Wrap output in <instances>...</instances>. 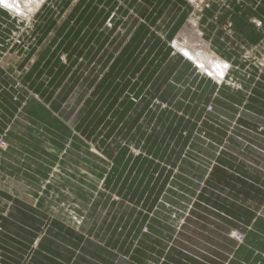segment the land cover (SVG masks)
Wrapping results in <instances>:
<instances>
[{"label":"rangeland","instance_id":"374dc122","mask_svg":"<svg viewBox=\"0 0 264 264\" xmlns=\"http://www.w3.org/2000/svg\"><path fill=\"white\" fill-rule=\"evenodd\" d=\"M33 12L0 10V264H264V0Z\"/></svg>","mask_w":264,"mask_h":264},{"label":"bare ground","instance_id":"6f19581e","mask_svg":"<svg viewBox=\"0 0 264 264\" xmlns=\"http://www.w3.org/2000/svg\"><path fill=\"white\" fill-rule=\"evenodd\" d=\"M41 1L45 0H0V10L13 19L24 18L31 22L34 8L39 6ZM26 12L29 13L28 16ZM174 44L184 58L191 61L199 72L205 73L206 79H210L215 85L220 86L226 80V74L231 69L230 64L216 56L210 49V43L203 39L202 32L198 29L195 21L189 19L186 22L175 37Z\"/></svg>","mask_w":264,"mask_h":264},{"label":"crops","instance_id":"0c3cea01","mask_svg":"<svg viewBox=\"0 0 264 264\" xmlns=\"http://www.w3.org/2000/svg\"><path fill=\"white\" fill-rule=\"evenodd\" d=\"M251 2V1H250ZM219 52V51H218ZM221 52V51H220ZM223 53L225 54V52L223 51ZM226 55V54H225ZM227 57V56H226ZM228 58V57H227ZM233 74H235V71H233ZM234 77V76H233ZM220 102V101H219ZM152 249H156V247H153ZM169 253V251H168ZM153 264V263H152Z\"/></svg>","mask_w":264,"mask_h":264}]
</instances>
